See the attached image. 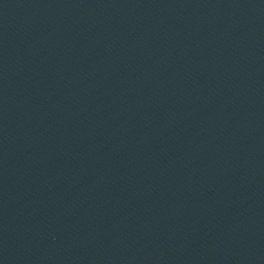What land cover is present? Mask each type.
<instances>
[{
  "label": "water",
  "instance_id": "95a60500",
  "mask_svg": "<svg viewBox=\"0 0 264 264\" xmlns=\"http://www.w3.org/2000/svg\"><path fill=\"white\" fill-rule=\"evenodd\" d=\"M0 264H264V0H0Z\"/></svg>",
  "mask_w": 264,
  "mask_h": 264
}]
</instances>
